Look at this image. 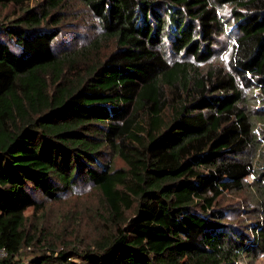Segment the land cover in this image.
Segmentation results:
<instances>
[{
    "label": "trees",
    "instance_id": "1",
    "mask_svg": "<svg viewBox=\"0 0 264 264\" xmlns=\"http://www.w3.org/2000/svg\"><path fill=\"white\" fill-rule=\"evenodd\" d=\"M29 1L0 0V8ZM35 1L0 20V246L9 252L0 264H23L29 246L42 250L30 264H230L263 255L264 220L237 224L219 200L243 191L251 174L264 193V166L243 157L258 141L253 117L264 119V0H80L103 30L96 50L102 38L115 41L83 68L76 56L91 45L74 54L55 45L69 0ZM224 5L236 34L229 70L202 71L225 31ZM254 89L257 114L245 94ZM79 181L100 191L105 229L89 246H56L26 212L35 216Z\"/></svg>",
    "mask_w": 264,
    "mask_h": 264
},
{
    "label": "rangeland",
    "instance_id": "2",
    "mask_svg": "<svg viewBox=\"0 0 264 264\" xmlns=\"http://www.w3.org/2000/svg\"><path fill=\"white\" fill-rule=\"evenodd\" d=\"M37 1L31 0L23 6L14 4L0 8V20H12L22 12L35 6ZM232 6L224 5L218 7V14L223 21V35H221L217 51L214 57L208 62L199 65L202 71L212 67H223L229 70V62L233 55V44L236 34L232 32L233 16ZM65 19L56 25L60 31L56 46L62 50L67 47L72 54L88 45L92 46V53L87 57L77 55L76 64L79 68L90 67L98 63L103 57L115 48V41L110 38H102V49L96 50L92 45L103 34L99 20L93 15L88 7L80 0H69ZM51 26V25H50ZM67 49V50H68ZM64 53V50H62ZM176 58V57H175ZM68 77L75 79L78 71L71 73ZM248 99V110L257 114L255 110L261 108L262 102L259 99L258 89L245 91ZM165 120H169L171 109L163 114ZM256 117V118H255ZM256 135L258 141L243 155L246 160L251 161L255 167L264 166V119L254 117ZM115 167L126 166L125 162L112 155ZM254 174L247 177V186L243 191L225 193L219 200L220 205L233 208L232 217L237 224H248L258 220H264V193L260 187L254 185ZM70 193L63 195L58 201L46 202V208L33 215V208L28 209L26 215L29 217V224H35L33 231L41 235L45 232L47 242L62 246L65 241L68 244L77 246H89L94 244L100 233L105 229L106 213L104 211L103 199L100 191L90 183L79 181ZM42 199V194H37ZM38 247V248H37ZM29 246L24 248L20 258L23 264H30V260L38 254H42L41 247ZM230 264H264V254L255 260H243Z\"/></svg>",
    "mask_w": 264,
    "mask_h": 264
},
{
    "label": "built area",
    "instance_id": "3",
    "mask_svg": "<svg viewBox=\"0 0 264 264\" xmlns=\"http://www.w3.org/2000/svg\"><path fill=\"white\" fill-rule=\"evenodd\" d=\"M8 255H9V252H8L7 248L4 246H0V260L8 257Z\"/></svg>",
    "mask_w": 264,
    "mask_h": 264
}]
</instances>
